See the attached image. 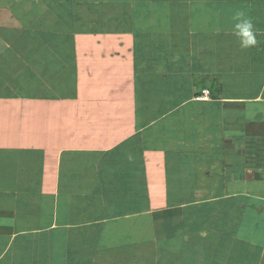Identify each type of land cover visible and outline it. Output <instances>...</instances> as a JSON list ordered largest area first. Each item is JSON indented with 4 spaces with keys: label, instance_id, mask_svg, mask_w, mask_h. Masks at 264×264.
I'll list each match as a JSON object with an SVG mask.
<instances>
[{
    "label": "crops",
    "instance_id": "0c3cea01",
    "mask_svg": "<svg viewBox=\"0 0 264 264\" xmlns=\"http://www.w3.org/2000/svg\"><path fill=\"white\" fill-rule=\"evenodd\" d=\"M61 1L0 0V264H264V0H72L109 63L39 32ZM171 144L205 157L168 179Z\"/></svg>",
    "mask_w": 264,
    "mask_h": 264
},
{
    "label": "rangeland",
    "instance_id": "374dc122",
    "mask_svg": "<svg viewBox=\"0 0 264 264\" xmlns=\"http://www.w3.org/2000/svg\"><path fill=\"white\" fill-rule=\"evenodd\" d=\"M85 2H87L90 6H92V9H93L94 2H92V1H85ZM60 3L61 4L59 6H57L56 9H60V11L62 12V14L60 16L62 18V20L57 25V23L55 22V18H51V20H48L46 18L47 19V22H48L47 23V26L40 25V27H39L40 31L39 32L41 33V31H45L44 33H46V34H44V35H47L48 38L50 39V41H57V40L60 41L61 39L64 38V41H66V43H67L68 46L73 45V42L74 41H77L78 40L77 37H79V41H82L83 45H85V46H91V49L92 50H90V54L88 56L89 60L92 57L93 58H96V56L98 54H100V52L98 51V48L97 47L100 46L101 43H106V46L108 47L107 51H105V53L107 52V55H106V63H109L113 59V56L111 55L112 46H110V44L111 45H114L115 43L121 42L123 39H126V38L123 35H116V34H110V33H105V34L98 33V34H96L98 29H102V28H100L98 26V24L96 23V21L95 22L92 21L93 24L91 23V21H88V23L85 26V29L83 30V33H79V36H77L73 32L74 31V25H75L73 22L75 21L74 20L75 14L78 13V15H79V14L82 13L81 12V9L78 8L75 11V9H74L75 6L73 5V3H75V2H73L72 0H64V1H61ZM35 8L41 9V10H44V11H52V10H50L51 8H49L48 6H46L43 3L36 4L34 6V9ZM52 8H54V7H52ZM52 12H54V10ZM90 13L93 14L92 11ZM76 16H77V14H76ZM37 20H40V19H37ZM34 24H36V22H34ZM57 26H62V28L60 27L61 29L58 28L59 31H61L59 33H58L57 29H56ZM79 29H80V27H79ZM9 35H11V34L8 33L7 34V37H10ZM117 37H119V40L117 39ZM14 41H15L16 44H21L16 39H14ZM0 42H2L1 39H0ZM25 42L26 41L24 40V43ZM126 44H127V40H126ZM26 45H27V43H25V46ZM63 48H60L59 47L58 49H54V50H56L60 54L61 53L63 54L65 51H67L66 49H63ZM10 52H11V49H7L5 47V45L2 47V45L0 43V56L2 55L3 58H8L9 59V53ZM15 58H17V57L15 56ZM98 61H100V60H98ZM55 63L58 66L61 65L60 60L58 59V54H56ZM122 63H123V64H121L122 68H124V69H127L128 68V70H129L130 66L128 65L127 60L124 59V61ZM62 69H63V67H61L60 70H62ZM25 74H26V76H25V80L26 81H24V82L27 83L28 82L27 81L28 75H27V73H25ZM99 79H101V78H99ZM104 80L105 79L99 80L100 86L103 85V81ZM21 88H22V90L25 89L27 91V88H23V87H21ZM187 126H188V131L185 130V129L179 130V136H178V130L176 131L175 136H174L175 137V140L178 139V138H180L181 139L180 141H182L183 139L188 138L189 136H191L189 133H190V130H193L194 129V127H193L192 124H189ZM155 132H157V130L156 131H150V133H149L150 134V137ZM186 136H188V137H186ZM195 140H197V138H195ZM191 148H194V147H191ZM163 149H164V151L161 152V156H164L163 159L167 160V163H168L167 166L165 167L166 168V175L168 176V179L169 178H174V177L181 179V174H180V167L181 166L184 167L182 173H183L184 176H186V173H185L184 170L188 167V165L190 164V162H192L191 159L193 157H199V156H201L199 158H202V159L205 157V155L202 154L198 150L197 151H194L193 149H187L186 146H180V145H176V144H171L169 151L165 147ZM180 150L183 151V155L186 156V159L179 160L178 161L176 159L175 160H172V159H170V157H168L169 154L174 153V152L177 153V154L178 153H181ZM186 152H187V154H186ZM177 168H178L179 171L177 170ZM220 188H221V182H220V178H219V180L213 184V189L215 191H219Z\"/></svg>",
    "mask_w": 264,
    "mask_h": 264
},
{
    "label": "clouds",
    "instance_id": "9594fccd",
    "mask_svg": "<svg viewBox=\"0 0 264 264\" xmlns=\"http://www.w3.org/2000/svg\"><path fill=\"white\" fill-rule=\"evenodd\" d=\"M232 34L238 39L241 50H248L258 45V30L253 19L244 11H236L230 18Z\"/></svg>",
    "mask_w": 264,
    "mask_h": 264
},
{
    "label": "built area",
    "instance_id": "2783aa9c",
    "mask_svg": "<svg viewBox=\"0 0 264 264\" xmlns=\"http://www.w3.org/2000/svg\"><path fill=\"white\" fill-rule=\"evenodd\" d=\"M210 94V90L209 89H205L203 90V94L201 96V98H207Z\"/></svg>",
    "mask_w": 264,
    "mask_h": 264
}]
</instances>
